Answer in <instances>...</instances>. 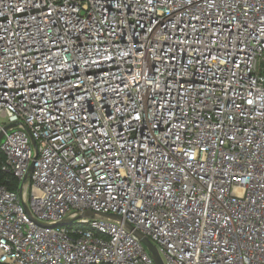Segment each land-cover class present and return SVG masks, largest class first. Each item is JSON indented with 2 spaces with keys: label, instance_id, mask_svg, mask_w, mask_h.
<instances>
[{
  "label": "built area",
  "instance_id": "obj_1",
  "mask_svg": "<svg viewBox=\"0 0 264 264\" xmlns=\"http://www.w3.org/2000/svg\"><path fill=\"white\" fill-rule=\"evenodd\" d=\"M0 135V264H264V0H0Z\"/></svg>",
  "mask_w": 264,
  "mask_h": 264
},
{
  "label": "water",
  "instance_id": "obj_2",
  "mask_svg": "<svg viewBox=\"0 0 264 264\" xmlns=\"http://www.w3.org/2000/svg\"><path fill=\"white\" fill-rule=\"evenodd\" d=\"M2 139V135H0V140ZM33 171V166L30 169V173H32ZM82 218H89V219H94V220H105V219H111L114 221H117L119 223H123V219L119 216H115V215H107V214H102V213H95V212H86L84 214L81 215ZM72 221H65L60 223V226H66L69 225ZM125 226L133 231L135 233V235L140 239V241L146 246V248L148 249L149 253L151 254V256L153 257L155 264H164L161 256L158 253L157 248L142 234H140L137 231H134V228L132 225H130L129 223H125Z\"/></svg>",
  "mask_w": 264,
  "mask_h": 264
},
{
  "label": "trees",
  "instance_id": "obj_3",
  "mask_svg": "<svg viewBox=\"0 0 264 264\" xmlns=\"http://www.w3.org/2000/svg\"><path fill=\"white\" fill-rule=\"evenodd\" d=\"M6 161L5 155L0 151V185L6 186L10 191L19 190V182L12 173H6L2 167Z\"/></svg>",
  "mask_w": 264,
  "mask_h": 264
},
{
  "label": "rangeland",
  "instance_id": "obj_4",
  "mask_svg": "<svg viewBox=\"0 0 264 264\" xmlns=\"http://www.w3.org/2000/svg\"><path fill=\"white\" fill-rule=\"evenodd\" d=\"M3 141H4V140H2V141L0 142V146H1V144L3 143Z\"/></svg>",
  "mask_w": 264,
  "mask_h": 264
}]
</instances>
